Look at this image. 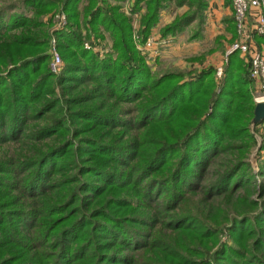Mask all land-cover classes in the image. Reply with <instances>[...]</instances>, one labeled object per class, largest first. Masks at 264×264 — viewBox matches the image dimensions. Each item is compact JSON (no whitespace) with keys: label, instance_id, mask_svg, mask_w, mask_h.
I'll return each mask as SVG.
<instances>
[{"label":"trees","instance_id":"obj_1","mask_svg":"<svg viewBox=\"0 0 264 264\" xmlns=\"http://www.w3.org/2000/svg\"><path fill=\"white\" fill-rule=\"evenodd\" d=\"M81 1L0 8V264H264V200L254 211L238 199L223 227L222 211L196 209L252 174L249 66L233 51L219 81L214 67L154 74L133 38L132 15L144 43L169 3L187 11L161 36L197 21L190 39L201 38L207 0H134L128 14L124 0L78 11ZM57 6L67 24L55 75L42 16ZM225 22L238 38L234 17ZM101 30L112 40L102 55L83 46ZM259 168L264 178V157ZM212 170L211 183L193 181Z\"/></svg>","mask_w":264,"mask_h":264},{"label":"rangeland","instance_id":"obj_2","mask_svg":"<svg viewBox=\"0 0 264 264\" xmlns=\"http://www.w3.org/2000/svg\"><path fill=\"white\" fill-rule=\"evenodd\" d=\"M23 0H0V8L5 6H14V5H20L22 6ZM134 0H124L120 4L122 5V8L124 10L125 14H128V10L130 5L133 3ZM85 3V0H82L77 9L78 11H81L83 5ZM230 6L232 9V5L230 2ZM187 6H176L174 3H169L168 7L164 9L162 12H165L170 15L171 19L169 21L172 22L173 19L176 17L181 16L183 13H186ZM233 13V12H232ZM57 15H64L65 19V26L67 24V16L66 13L63 12L61 7H55L51 10H49L47 13L43 14L42 19L45 24L44 30L48 32V39H49V48L48 53L50 55L49 61H48V67L50 69V63H51V53L53 48L55 47V50L59 53L61 57L60 50L58 48V40L55 36L58 20ZM233 16V14H232ZM139 19H140V13H136L131 16L132 20V32H133V38L136 42V47L139 50L140 54L144 56L146 63L150 66L151 71L154 74H162L165 72H182L186 74V71H192L193 73L200 71L203 68L207 67H214L216 69V80L219 81L222 77L217 75V69L222 68L224 64L228 61L229 54L227 53L230 46L237 42L238 38L232 39V33L226 28L227 23L223 24L224 31L222 34H217L213 36L212 34H209L207 38H201L198 39H190L191 35L198 29V22H193L190 26L185 27V29L182 30L178 35L176 36H167L162 37L160 33V29L163 27H160L158 37H154L156 39L154 49L150 51H144L142 50L143 43H140L137 41V30L139 28ZM167 23V24H169ZM165 24V25H167ZM164 25V26H165ZM84 32V30L82 31ZM152 33V31H151ZM204 34V31L202 35ZM236 35L238 36L237 32ZM152 34H150L148 37H151ZM52 39L55 40V45L52 43ZM204 39V40H203ZM90 40L91 41H85L90 44V48H85L84 43L83 46L87 50L94 51L98 54H103L106 51H109L112 46V40L110 35L101 30V37L95 38L94 35H91ZM188 42H195L194 48H188L186 44ZM254 44L259 47L263 46L264 43L261 42L259 45L255 40L253 41ZM240 57L247 63V60L245 57ZM62 64H64V61L62 60ZM63 68V66H62ZM62 71V69H61ZM60 71V72H61ZM58 75V74H55ZM251 79V77H250ZM252 81V90H251V97L252 102L255 107V103L253 100L254 92H255V83ZM57 94L60 93V88L57 89ZM249 130L250 133L253 135L255 144L250 148L248 155H247V161L250 166L251 176L248 178V182L245 183L244 186L239 188L234 195H230V197L223 198V195L215 196L209 200L207 205L203 202H200V197L203 196V194H199L197 196V200L199 201L200 205L196 206V209L199 212L206 214V212L210 215L218 211H222V215L225 217L219 218L218 224L220 227L226 226L229 224V216L237 215L242 210V207H240V204H238V199L245 198V202L249 203V201H253L257 204L256 208L253 210L257 211L260 208L261 203L264 200V189L261 188V183L264 181V178L259 176V160L260 157H264V148L261 149V145L264 144V120L261 123H254V109H253V116L249 122ZM215 170V168H214ZM212 170L211 172H208L207 176H201L200 179H194V182H199L202 184L211 183L213 181L214 173L215 171ZM201 195V196H200ZM259 204V205H258ZM203 205V206H201ZM210 206V207H208ZM207 216V215H205ZM210 217V216H209ZM210 222V221H209ZM220 241L225 242L227 244H232L230 238L227 235V231L225 230L220 235ZM252 241L250 242V244ZM258 253V252H256ZM261 255L264 256V252L260 251ZM186 254V252H184ZM193 259H199L200 257L197 255H191Z\"/></svg>","mask_w":264,"mask_h":264},{"label":"built area","instance_id":"obj_3","mask_svg":"<svg viewBox=\"0 0 264 264\" xmlns=\"http://www.w3.org/2000/svg\"><path fill=\"white\" fill-rule=\"evenodd\" d=\"M235 29L238 40L232 44L228 54L239 51L245 57L249 66V76L255 83L253 100L255 104L264 103V47H257L253 42V34L264 35V0H231ZM256 10L252 25H248L250 12ZM64 15H57V29L65 26ZM156 39L151 36L143 43L142 50L150 51L154 49ZM55 45V40L52 39ZM85 48H90L88 42L84 43ZM62 61L55 47L51 53L50 69L53 74H59L62 69ZM217 75H222V68L217 69Z\"/></svg>","mask_w":264,"mask_h":264},{"label":"crops","instance_id":"obj_4","mask_svg":"<svg viewBox=\"0 0 264 264\" xmlns=\"http://www.w3.org/2000/svg\"><path fill=\"white\" fill-rule=\"evenodd\" d=\"M229 1L230 0H207L208 6L206 10V22L204 26V34L202 35L204 36L203 37L204 39L207 38L209 34L215 36L217 34L223 33L224 31L223 24L226 23L225 20L227 18H231L233 14ZM255 14H256V10H252L250 12V16L248 18V25L250 26L252 25ZM170 19L171 17L169 14L162 12L159 22L152 29V33H151L152 36L157 38L160 27L169 23ZM186 46L189 49L194 48L195 42H188Z\"/></svg>","mask_w":264,"mask_h":264},{"label":"water","instance_id":"obj_5","mask_svg":"<svg viewBox=\"0 0 264 264\" xmlns=\"http://www.w3.org/2000/svg\"><path fill=\"white\" fill-rule=\"evenodd\" d=\"M264 120V103L256 104L254 107V123H261Z\"/></svg>","mask_w":264,"mask_h":264}]
</instances>
